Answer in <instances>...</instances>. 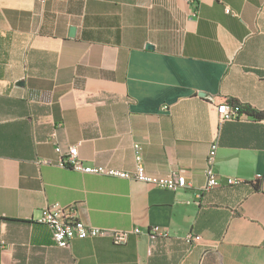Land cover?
<instances>
[{
    "label": "crops",
    "instance_id": "1",
    "mask_svg": "<svg viewBox=\"0 0 264 264\" xmlns=\"http://www.w3.org/2000/svg\"><path fill=\"white\" fill-rule=\"evenodd\" d=\"M217 97L264 111V0H0V264H264V120H220ZM213 141L242 182L202 192ZM56 144L187 184L77 171ZM51 203L141 233L57 247Z\"/></svg>",
    "mask_w": 264,
    "mask_h": 264
},
{
    "label": "built area",
    "instance_id": "2",
    "mask_svg": "<svg viewBox=\"0 0 264 264\" xmlns=\"http://www.w3.org/2000/svg\"><path fill=\"white\" fill-rule=\"evenodd\" d=\"M44 1V0H40ZM227 12L230 10L227 8ZM217 114L220 120H233L250 117L246 114L237 112L230 105L220 103L216 106ZM252 118V117H250ZM255 119V118H254ZM258 120V119H257ZM55 151L59 158L58 162L62 166H68L74 170L84 173L100 174L114 176L120 178L134 179L145 182L152 186L177 190L186 186V178L182 173L171 172L166 175H152L145 171L142 164L138 163L133 172L109 168L103 165H87L81 160L78 155L77 144L70 145L66 149H62L60 145H55ZM217 143L213 141L206 155V165L204 169L206 182L201 188V191H208L223 185H235L242 182L240 178L224 177L215 171L214 164L216 158ZM38 221L47 225L51 231L53 244L57 247L68 248L74 239H83L87 237H106L115 244H123L131 234H139V227L130 229H113L93 226L83 222L78 215L76 204L62 205L59 203H51L40 209ZM4 219L0 216V250L8 247L4 240ZM148 232L158 236H167L169 234L166 228L152 227ZM194 237L192 234H187L185 240L187 243H192Z\"/></svg>",
    "mask_w": 264,
    "mask_h": 264
},
{
    "label": "trees",
    "instance_id": "3",
    "mask_svg": "<svg viewBox=\"0 0 264 264\" xmlns=\"http://www.w3.org/2000/svg\"><path fill=\"white\" fill-rule=\"evenodd\" d=\"M216 103H217V105L220 104V103H224V104L230 105L231 107L236 109L237 112H239V113L246 114V115H248V116H250L252 118L258 119V120H264V111H255V110L251 109L250 107H248L246 105L240 104L235 99L225 98V97H217L216 98ZM255 186H256V188L259 187L258 182H257V184Z\"/></svg>",
    "mask_w": 264,
    "mask_h": 264
},
{
    "label": "water",
    "instance_id": "4",
    "mask_svg": "<svg viewBox=\"0 0 264 264\" xmlns=\"http://www.w3.org/2000/svg\"><path fill=\"white\" fill-rule=\"evenodd\" d=\"M71 30H72V32H73V29H71ZM199 95H201V96H202L203 94H199Z\"/></svg>",
    "mask_w": 264,
    "mask_h": 264
}]
</instances>
